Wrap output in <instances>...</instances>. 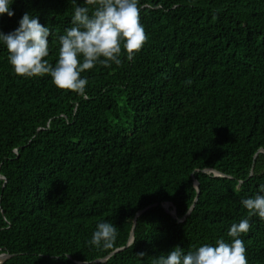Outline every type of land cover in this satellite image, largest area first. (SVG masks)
<instances>
[{"label": "trees", "instance_id": "obj_1", "mask_svg": "<svg viewBox=\"0 0 264 264\" xmlns=\"http://www.w3.org/2000/svg\"><path fill=\"white\" fill-rule=\"evenodd\" d=\"M76 5L13 0L0 30L38 17L54 65ZM139 6L146 42L83 72L87 98L17 75L0 43V254H15L2 264H152L176 245L230 242L248 217L241 200L264 184V0ZM101 221L118 232L108 250L88 243ZM250 224L247 262L264 264V220Z\"/></svg>", "mask_w": 264, "mask_h": 264}, {"label": "clouds", "instance_id": "obj_2", "mask_svg": "<svg viewBox=\"0 0 264 264\" xmlns=\"http://www.w3.org/2000/svg\"><path fill=\"white\" fill-rule=\"evenodd\" d=\"M12 3L13 0H0V16L15 15ZM51 35L50 28L38 17L25 12L15 30L8 33L0 30V43L6 46L9 63L17 75L25 78L49 75L58 88L84 98H87L88 79L82 77L83 72L97 64L120 65L122 50L131 61L147 40L141 24L139 0H84V6L76 5L72 26L58 36V59L54 65L46 59ZM241 204L248 217L231 225L227 232L230 242L220 238L214 244L205 243L187 253L176 245L166 255L154 258L152 264H248L246 247L240 237L249 232L252 216L264 220V184L257 194L242 199ZM117 236L112 223L101 221L88 243L108 250L113 248ZM138 255L143 257L145 253Z\"/></svg>", "mask_w": 264, "mask_h": 264}, {"label": "water", "instance_id": "obj_3", "mask_svg": "<svg viewBox=\"0 0 264 264\" xmlns=\"http://www.w3.org/2000/svg\"><path fill=\"white\" fill-rule=\"evenodd\" d=\"M260 151H263V152H264V149H261ZM204 172H207V173L213 172L216 176H225L224 173H222V172H220V171H218V170H215V169H205ZM195 185H196L197 191H198V193H199V192H200V189H199V181H198L197 179H195ZM197 199H198V198H196V200H197ZM152 206H153V205H149V206H147L145 209H142V210L138 211L137 214H136V217L140 216L142 213H144L146 210H148V209L151 208ZM193 208H194V205L189 209V211L187 212V214H186L184 217H182V218H179V217L177 216V212H176V209H175V208H173V210L171 211V214H172V216H173L174 218H177L178 221H183V220H185V218H186L188 215H190V213L192 212ZM133 239H134V232L132 231V233H131V237H130L129 242H128V245L132 243ZM124 248H125V247L118 248V249H116L112 254L117 253V252L121 251V250L124 249ZM112 254L107 255L106 257H104V258H102V259L97 260V262H104V261H106V260H107ZM14 255H15V254L1 253V254H0V264H2V263H3L4 261H6L7 259L13 257ZM78 263H86V262H78Z\"/></svg>", "mask_w": 264, "mask_h": 264}]
</instances>
